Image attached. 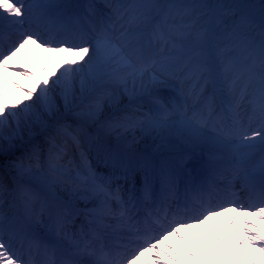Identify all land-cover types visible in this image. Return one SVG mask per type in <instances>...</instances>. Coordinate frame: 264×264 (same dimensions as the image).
<instances>
[{
	"label": "snow or ice",
	"instance_id": "snow-or-ice-1",
	"mask_svg": "<svg viewBox=\"0 0 264 264\" xmlns=\"http://www.w3.org/2000/svg\"><path fill=\"white\" fill-rule=\"evenodd\" d=\"M0 264H264V2L0 0Z\"/></svg>",
	"mask_w": 264,
	"mask_h": 264
},
{
	"label": "rangeland",
	"instance_id": "rangeland-1",
	"mask_svg": "<svg viewBox=\"0 0 264 264\" xmlns=\"http://www.w3.org/2000/svg\"><path fill=\"white\" fill-rule=\"evenodd\" d=\"M75 0H71V2H74ZM207 2H217V0H207ZM225 2H228V0H225ZM248 2L250 3H261V2H264V0H248ZM137 96H144V95H137ZM136 96V97H137ZM147 98H149L147 95H145ZM122 103L125 104V105H129L130 108H132V105L131 103H133L132 101H130L131 99L133 100V97H129L127 95H124L122 96ZM62 103V101H61ZM128 139H131L132 136H133V133L132 132H128V133H125L124 134ZM134 135L138 138L137 139V143H136V147L137 146H144L145 144H151L150 143V136L148 135H145L143 133H141L139 130H136ZM71 155H72V158L73 159H77V157L79 156L78 152L73 148L72 149V152H71ZM90 160H92L91 158H89Z\"/></svg>",
	"mask_w": 264,
	"mask_h": 264
},
{
	"label": "bare ground",
	"instance_id": "bare-ground-1",
	"mask_svg": "<svg viewBox=\"0 0 264 264\" xmlns=\"http://www.w3.org/2000/svg\"><path fill=\"white\" fill-rule=\"evenodd\" d=\"M136 100H139V101L143 102L145 99H143V98H142V99H141V98H136ZM60 103H61V101H60ZM242 105H243L242 109L245 108V107H247V105H246L245 102L242 103ZM150 109H151V107H150ZM150 140H151L150 143L152 144V142H153V141H152V137H150ZM156 142L159 143L158 140H157ZM221 219H222L223 221H225V222L227 221V217H222ZM186 234H187V233H186Z\"/></svg>",
	"mask_w": 264,
	"mask_h": 264
}]
</instances>
